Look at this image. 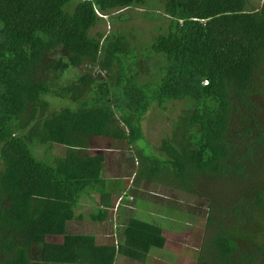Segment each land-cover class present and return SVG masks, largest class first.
<instances>
[{
  "label": "trees",
  "instance_id": "1",
  "mask_svg": "<svg viewBox=\"0 0 264 264\" xmlns=\"http://www.w3.org/2000/svg\"><path fill=\"white\" fill-rule=\"evenodd\" d=\"M147 1L162 6L164 29L145 53L126 48L122 29L96 31ZM46 95L78 107L43 116ZM180 101L184 139L151 155L149 173L186 195L199 192L191 182L225 190L208 204L196 264H264V0L255 11L246 0H0V264H113L116 254L143 262L163 249L161 229L138 220L118 248L66 226L83 193H104L102 159L77 148L101 136L143 139L151 106ZM33 144L68 151L50 166Z\"/></svg>",
  "mask_w": 264,
  "mask_h": 264
},
{
  "label": "rangeland",
  "instance_id": "2",
  "mask_svg": "<svg viewBox=\"0 0 264 264\" xmlns=\"http://www.w3.org/2000/svg\"><path fill=\"white\" fill-rule=\"evenodd\" d=\"M262 2L263 0H246V10L255 11L256 9L260 8ZM138 10L139 12L135 9L125 11L122 13L125 15L111 19L112 24L107 22V17H105L104 21L106 22L104 24H98L96 31L107 34L111 30L122 29V34L126 38V48L130 49V52H132L131 49H135V54L145 53V51H147V49L150 47L154 37L161 34L160 31H158V28L161 27L162 30L164 29V26L161 25V23H164V21L161 23L159 21L162 20V6H155L153 2L148 3L147 1V3ZM127 17L129 20L126 24L118 23L114 25L115 22L117 23V21L120 19H126ZM142 58L143 57L140 55V59L137 61L139 67L137 66L135 71L140 74L142 73L143 80V74L148 71H146L147 64ZM85 70V67H81L77 73H84ZM71 74L74 75L76 73L71 72ZM100 78L105 79L107 78V75H101ZM44 97L48 105L42 109L43 116H47L62 109L69 108L76 110L78 107L68 99H55L50 95H46ZM185 105L186 103L180 101L166 103L162 107H158L156 104L151 106L141 123V129L143 133V139H141V142L145 143L144 149L146 154L161 155L163 144L170 139L172 141L173 136L178 137V139H181L180 143L182 142L184 139L185 128H182L181 115L184 113ZM27 114H29V112ZM119 128L122 127L119 126ZM189 137H192V135L189 134ZM91 140L99 144L109 142L110 146L117 144L114 140L108 141L107 137L104 136H101V138L94 137ZM123 143L125 146H127L125 141H123ZM50 145H53L51 148H55V150H49ZM139 145H141V143ZM94 147L96 146L94 145ZM30 150L37 160L43 161L50 166H55L57 161L64 156V149L55 144H33L30 145ZM121 150L123 154L126 151L124 149ZM143 151V149H140L138 153L142 154ZM130 153L131 151H129L127 154L129 157H132ZM156 175L157 174H150L149 169L143 167L139 170L137 179L147 185L148 191L157 193L161 197L159 200L157 199V206L152 204V211L154 214L145 216L146 219L149 218L150 222L160 225L164 227V230H166L165 239H167L166 243L169 242L170 249H167L166 252H164L165 256H163L160 260L157 258L158 264H196V260L199 255L198 251L201 248L203 239L205 236H207L204 234V228L205 220L211 211L208 209V204L213 200H218L225 190H222L220 186L213 187L212 185L211 187L205 189L199 183L191 182L185 186L186 189H196L199 192H196L194 195H190L191 193L186 192L189 194L186 195L180 191V188L178 185L176 186V182L174 180L170 181V179L166 176H162L157 179V181L162 182L163 185H153L154 182H151V178L157 177ZM142 177H145V179H142ZM222 184L225 189L227 182ZM172 186L178 188L174 189ZM85 193L81 195L80 199ZM162 196H166L165 201H163ZM147 197L151 198L150 196ZM162 201L163 203L161 204ZM164 203L165 205H163ZM147 205L148 202L145 201V206ZM216 206L217 204H215V207ZM139 208L143 207L139 206ZM171 234H178L179 236L175 237ZM212 235H214V229H210L209 237ZM37 241L57 242L58 238L38 237ZM151 256L153 257L154 255ZM124 260L126 259L117 257L116 264H119L118 262ZM150 261H152L151 257Z\"/></svg>",
  "mask_w": 264,
  "mask_h": 264
},
{
  "label": "crops",
  "instance_id": "3",
  "mask_svg": "<svg viewBox=\"0 0 264 264\" xmlns=\"http://www.w3.org/2000/svg\"><path fill=\"white\" fill-rule=\"evenodd\" d=\"M112 140L114 139H108V141ZM114 141L117 144L110 146L109 142L99 144L91 140L87 150L77 148L79 150V157H88L90 159L100 157L102 159L100 172L101 179L104 182V193L100 194L94 191V189H90L79 199L75 209L76 217L73 221L67 223L66 234L89 236L93 238L95 246H114L118 248V246L124 245L126 242L124 232L129 222L138 220L160 228L162 235L166 238V230H164V227L150 222L149 218H145L146 215L154 214L152 204L156 205L161 197L157 193L148 191L147 185L137 179L138 172L141 168H148L154 164L153 158L151 159V155L154 154H146L144 149L145 143L141 142V139L132 144H127V146L124 145L123 141ZM140 143L141 145H139ZM59 147L64 149V158L68 148L62 145H59ZM121 149L126 150L124 154ZM140 149L144 150L142 154L138 153ZM129 151H131L130 154L132 157H129L127 154ZM86 168H89V166H86ZM142 179H145V177H142ZM157 179L156 177L151 178V182H154L153 185H163ZM127 195H131L134 201L130 202L125 197ZM120 196H123V201L116 208L115 204ZM162 197L163 201H165L166 196ZM145 201L148 202L147 206H145ZM139 206L143 208H139ZM171 235L175 237L179 236L178 234ZM55 238H58V241L54 243L62 242V237ZM167 249H170L169 242L165 243L163 249H151L143 262L127 259L120 254H116L113 264H116L117 257L126 259L118 262L119 264H158V259L160 260L165 256L164 252ZM151 255L154 256L152 257ZM150 257L152 261H150Z\"/></svg>",
  "mask_w": 264,
  "mask_h": 264
},
{
  "label": "built area",
  "instance_id": "4",
  "mask_svg": "<svg viewBox=\"0 0 264 264\" xmlns=\"http://www.w3.org/2000/svg\"><path fill=\"white\" fill-rule=\"evenodd\" d=\"M130 202L131 201H134V198L130 195V196H125ZM122 201H123V196H120L119 198H118V200H117V203H116V207L118 206V205H120L121 203H122Z\"/></svg>",
  "mask_w": 264,
  "mask_h": 264
},
{
  "label": "clouds",
  "instance_id": "5",
  "mask_svg": "<svg viewBox=\"0 0 264 264\" xmlns=\"http://www.w3.org/2000/svg\"><path fill=\"white\" fill-rule=\"evenodd\" d=\"M81 1H84V2H90V1H92V0H81ZM116 203H117V201H116ZM120 205H121V204H120ZM120 205H118V206L116 207V204H115V207L118 208Z\"/></svg>",
  "mask_w": 264,
  "mask_h": 264
}]
</instances>
